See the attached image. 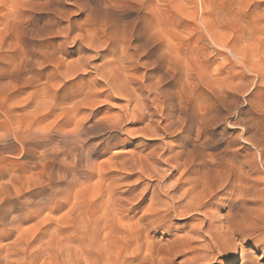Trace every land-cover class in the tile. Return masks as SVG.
I'll use <instances>...</instances> for the list:
<instances>
[{
	"label": "rangeland",
	"instance_id": "obj_1",
	"mask_svg": "<svg viewBox=\"0 0 264 264\" xmlns=\"http://www.w3.org/2000/svg\"><path fill=\"white\" fill-rule=\"evenodd\" d=\"M16 1L18 0H0V29L3 27L1 17L6 13L16 12L17 18L8 17L10 23L9 29L11 28L14 34H17L18 30L26 32L24 41L29 40V45L33 47L37 45L38 49L44 54L53 52L57 56L60 52L75 49L79 45V42H73L72 38L75 35L83 34L86 29L90 28L91 24H93V19H95L98 26H107L105 30H108V36L106 35L105 41L113 33V36L111 35L112 37L110 38H112V41L115 38L117 40L113 41V44L115 46L118 44L124 49L123 51H126L129 47L130 50L128 51L132 52V56H135L131 58V61H128L129 63H124V66L127 64L129 66H127L128 69L125 66L126 74L128 72L127 76L131 75L128 77L134 78L129 83L131 89H137L142 83L161 81V83L163 82L161 84L162 88L166 87L164 89L170 93L168 94L166 103L169 101V96H173V93L177 92L174 94L172 100L174 102L172 103L170 100L168 105L166 104L167 107L164 108V114H170L171 112L174 114L171 115L172 117L167 118L160 109L161 103H157L159 109L154 106L156 104L153 101L154 95L150 92L148 94L147 89L138 90L139 92L136 90L135 92L139 96H146L148 108L145 110L144 118L133 117L130 112L134 104L133 101L129 102L125 96L114 93H110V98L104 96L98 97L97 99L103 100V102L98 103V106L96 104L93 107H85L86 110L84 109L88 111L91 108L98 107L100 111L97 113L98 115L96 114L95 118L105 116L112 120L118 121L120 119V126L116 129L107 126H105L106 129L100 127L94 129L88 135H84V138H86L85 150L86 152H91H89L91 154L89 161L90 168H104L106 176L103 175V182L99 183L96 173L87 180L85 177L79 175L69 185L68 193L71 192V194L67 199L72 204L79 201L80 204H77V206L90 204L96 196L97 198H99V195L100 198L107 197L109 193L107 192L108 185L110 184L109 190L112 194L111 196H114L111 200H114L113 198L117 195L116 197L119 198V210L121 211L122 209V213L124 212L123 214L121 213L123 216L117 214L116 217L121 215L122 217L119 216L121 217L119 220L120 222L123 221L122 224L127 222V227H124L125 225L123 226L115 217L116 221L113 219L114 222L108 219L107 216L106 220H104L103 215L99 220L100 222L98 221L96 226H94L95 228L93 225L91 226L92 229L99 231L97 236L89 238L83 231V227H79L84 226L82 223L83 220H87L88 214L81 213L77 216L75 212L73 215L67 216L70 204L68 203L67 206V203H65V206L63 205V207L55 209L52 213L45 211L42 212L41 217L38 219L34 218L22 222L20 227L25 230V234H30L35 228L37 229L36 232H41L42 228L47 229L48 227V231H55L60 228L63 229L62 231L71 232L73 229H77L76 231L80 232L78 227L82 229L81 234L89 240L88 247L81 249L78 242L79 239H71L59 252L60 254L63 252L61 255L65 257V262H67L65 264H73L74 262L84 264L82 261L85 262V260L88 264H128L132 260L130 264H227L231 263L233 258L239 257V254L243 257H239V260L232 264H264V73H262L264 72V0H143L144 2L141 0H23V6L18 8H16ZM143 5L146 6L144 7ZM148 8L149 10H147ZM99 20L100 22L103 20L101 22L102 25L99 24ZM153 20L155 22H162L161 26L163 24V29L160 28L161 26L159 27L164 35L163 41L148 30ZM58 24L61 26H72V31L68 37L55 33V30H57L56 25ZM32 35L35 36L33 37ZM114 36L115 38L113 39ZM12 40L14 41V38ZM118 45L116 46L117 50L115 47V57L116 52L117 56L122 52ZM166 45L170 47L164 49L167 47ZM234 51L237 56H234ZM100 52L104 56V51ZM86 53L91 56L95 54V52ZM12 54L7 49L6 44L1 41L0 74H3L0 75V82H6L17 76V72L11 70L13 67ZM75 57L76 55L73 53L63 55L65 62L72 61ZM177 57L181 61L182 70H178L173 62ZM106 59L104 56L92 62L101 63ZM258 62L260 63L258 64ZM49 69L50 65L44 66V70ZM199 72L200 75L198 74ZM184 74H187V78ZM194 74L197 77L193 76ZM152 75L153 77H151ZM68 80L78 82L76 86H80L84 92L89 88H93L94 84L98 88L99 85L104 83L95 73L77 76ZM190 80H194V82ZM181 84H183L182 87L180 86ZM3 94L4 92L0 85V101L3 98ZM177 95H181L183 101L187 102L186 117L189 118L191 110L196 107L195 111L198 110L196 112L198 116H196L198 121L200 120V122L197 121V125L195 123L190 124L192 126L184 131H181L180 126H178L181 124L180 121L178 122V118L183 114L178 111L179 102L176 97ZM25 96L26 94L20 93L18 99ZM104 98H107V100ZM26 108L27 110L32 109V103L28 104ZM25 112L24 110H18L16 114L22 115ZM58 112L60 110H56L55 114L49 115V118L46 117L33 126V128H46L50 130L49 135H51L53 143L59 141V137L53 134L55 127H57L56 119L59 116ZM150 114L153 118L149 116ZM0 119L1 122L3 116ZM92 119L94 118L90 120L92 121ZM163 120L166 124L163 123ZM150 122L154 123L151 124ZM177 123L178 125L176 126ZM155 126H157L156 129ZM160 126H168L167 130L169 132L162 131ZM142 132L144 133L142 134ZM145 134L149 136H145ZM5 144H7V141L3 143V145ZM98 144L101 145L98 147ZM10 147L5 146L4 149L6 151L3 149L0 152L2 151V157L10 159L13 164L32 166L36 160H39L40 153L36 146H32V151L26 157L21 156V153L17 151L18 147L15 150V147ZM167 148H171L170 151ZM155 149L157 154L163 155L161 161L166 155L175 156L169 162L170 168L169 164H164L165 167L162 166L164 169L168 167L165 173L168 176L170 175V177H166L163 180L162 186H172V183L175 186V179L183 174L184 185H179L178 189L176 188V193L178 194L191 186L190 188H192L193 192L199 194L200 200L202 199L199 211L189 209L185 200H181L176 205L182 206L178 210L183 211V213L186 212V214L177 215L171 211H169L171 213H167V206L165 204L166 202L168 204L170 200L168 201L169 198L159 192L160 183H158V177L150 176L148 178L149 175L146 176V173L145 175H143L144 173L141 174V171L138 172L139 169L134 165L136 159L146 158L149 153H152L153 156L157 155ZM111 156L112 158L109 159ZM107 161L111 165L116 162V166L119 165V167L117 166L119 169H113ZM155 165V168H161L160 163ZM147 166L149 167V165ZM52 168L55 176L60 171L59 165L55 164ZM33 172V176L37 177L39 175V166L34 168ZM158 175L160 177V174ZM224 178H226V181ZM114 180H118L117 182L115 181L116 186L113 182ZM192 183L200 185L192 187ZM113 184L114 186H112ZM217 187H219L218 190ZM30 189H28V192ZM261 194L262 197H259ZM94 195L95 197H93ZM257 195L259 196L257 197ZM150 198H152V201ZM98 200L96 202L97 205L101 203ZM162 200H164V203ZM149 203L151 204L149 205ZM96 204L94 206L92 204V206L95 207ZM121 205L122 207H120ZM93 207L89 210L91 215L92 211H94ZM186 207L187 210L185 209ZM95 210H98V207ZM165 211L167 215H165ZM101 213H103L102 210L99 214ZM44 216H48L52 221H42L40 223L41 218ZM102 218H104V221ZM134 221L135 223L140 222L138 226L135 224L136 228H141V231L137 229L139 231L137 237L140 242L143 241L140 243V245L143 243L141 245L143 248L139 245L140 249H134L136 246H129V241L132 240L129 237V227L134 225L131 224ZM104 223V229L105 227L106 229L100 231ZM144 227L145 230L143 231ZM123 230L124 232L120 233ZM124 234L127 235H125L126 239L123 237ZM104 235L108 238L106 239ZM118 236L120 240H116ZM12 238L9 240H12ZM101 238H105V240ZM107 243H110L111 246H109L110 244L107 245ZM234 244L236 248L232 249ZM67 249L71 251L68 252ZM99 252L101 253L100 255ZM97 253L98 256L102 257H98ZM77 255L82 258L80 261H75ZM93 255H96V258L98 257V263ZM68 257L69 260H66ZM38 261L41 264L43 258ZM38 261L36 264H39Z\"/></svg>",
	"mask_w": 264,
	"mask_h": 264
},
{
	"label": "bare ground",
	"instance_id": "obj_2",
	"mask_svg": "<svg viewBox=\"0 0 264 264\" xmlns=\"http://www.w3.org/2000/svg\"><path fill=\"white\" fill-rule=\"evenodd\" d=\"M141 1H143V0H141ZM23 3H24L23 0L16 1V8L22 7ZM21 10L23 11V9H21ZM144 10H145V8H144ZM147 10H149V8ZM93 14H94V12H93ZM9 16L13 17V18H17V13L16 12H12V13H9V14L6 13V14L3 15V17H1V22H2L3 27H2V29H0V45H1V41H3L6 44L7 49L13 53L11 55L12 56V60H13L12 61L13 67L11 68V70L16 71L17 72V76H16V78L9 79L6 82H0L1 83L0 84L1 88H2V90L4 92L3 98L0 101V115L3 116V120L0 122V150H3L5 148V146H11L10 148H14L15 147L14 150L18 147L17 151L21 153V156L26 157L30 153V151H32V146H36V147H38L40 154H39V158H38L39 160L38 161L36 160V162L34 164H32V166H28V165L26 166L25 164H17V165L13 164V162L10 161V159H8V158H6L4 156L2 157V155H1L2 151L0 152V264H36L37 261L42 259V258H43V261H42L41 264H45V262H46V264H48V263L49 264H65V263H67V262H65V257H63L61 255L63 252L61 254L59 252L62 250L64 245L67 242H69L71 239L75 240L76 238H78L79 239L78 242H79V245H80L81 249H84L85 247H88L89 240H88V238L84 237L81 234V230L82 229H80L79 227H83V229H84L83 231L86 233V235L89 238H92V236L93 237L97 236L99 231L97 229H92L91 226L92 225H93V227L96 226V224L98 223V221L100 220V218L103 215H104L105 219L102 218V220L103 219L106 220V218L108 217V219H110V220H112V222H114V221H116L114 219V217L119 220V218H121L123 216L122 214L124 213V212L122 213V209H121V211L119 210V205H118L119 204L118 203L119 198L116 197L117 195L115 196V198H113L114 200H111V198L114 197V196H111L112 194H111V192L109 190L110 189V186H109L110 184L109 185L107 184L108 187H109L108 191H107V192H109L107 197H101L100 198V195H99V198H97V196H96V198L91 201L93 206H94L96 204L97 200L98 199L100 200L101 203H99V205L96 204L95 207L92 206L91 202H90L91 205L88 203L87 205L77 206V204H80L79 201H78V203L74 202L72 204V203H69V201L67 199L68 196L71 194V192L68 193L69 185L72 183V181L74 179L79 177V175L85 177V179L87 180V179L93 177L94 174L96 173L99 183L103 182V177H104L103 175H105L104 168L103 169H100V168H93L92 169V168H90V166H89L90 162L89 161H90V156H91L90 153L91 152L90 151L86 152V150H85L86 138H84V135H88V133H90L94 129H97V128H100V127L105 128V126H107L109 128H115L116 129L117 127L120 126V123H119L120 119L119 118H118L119 119L118 121L117 120H112L110 118L108 119L105 116H101V117H98V118L96 117L95 118L96 114L99 113L100 108L95 107V108L89 109L88 111H85L86 110L85 107H87V106L93 107L96 104L98 106V103L103 102V100H98L97 99L98 97L104 96V97L110 98L111 97L110 93H114L116 95L125 96L126 99H128L129 102L133 101L134 104H133L132 108L130 109L131 115L133 117L144 118V115L146 113L145 110L148 108L147 107L146 96H139L138 94L135 93L136 90L137 91L138 90L142 91L144 89H147L148 90V94H149V92L152 93V95H154V100L153 101L156 102V104L157 103H161V108L160 109H161L162 112L165 110L164 108L167 107L166 104L168 105L170 100L172 102V100L174 98V94L177 93V92L173 93V96H169V101H168V103H166V101L168 99V94H170V93L167 92L166 89H164L166 87L162 88L161 84L163 82L161 83V81H158V82L150 81L149 83H145V84L142 83V84L139 85V87L137 89H131L129 87V83L134 78L133 77H131V78L128 77V76H131V75L127 76L128 72L126 74L125 66H126V69H128L129 66H128V64L124 66V63H126L128 61H131L132 60L131 58L134 55L132 56V52L128 51V50H130L129 47L128 48L126 47L127 48L126 51H123L124 49H122L118 44H116V46L118 45L121 48L122 52L120 54H118V56H117V52H116V57H115L114 53H115V47L116 46L113 44V41L116 40L115 36L113 37V39L115 38V40L112 41V38H110V37L113 36L112 35L113 33L111 32L112 36L109 35L110 36L109 39H107L105 41L106 35H107V31H108V30H105V27H107V26L104 25V26H102L103 28L101 26H98V24L96 23L97 21H95V19H93V18H92L93 19V21H92L93 24L90 23L91 26H90L89 29H86L83 32V34L75 35L72 38L73 42H79V45L75 43L76 45H78V46H76L75 49L69 50V51H65V52H60V54H58L56 56V55L53 54V52H48V53L44 54L42 51H40V49H38L36 44H35L36 47H33V46L29 45L30 42L28 43L29 40L27 38L26 39L28 41H24V37L26 36V32L24 33L22 30H18L17 34L12 33V29L11 28L9 29V26H10L9 25L10 24L9 23V19H8ZM110 16H111V14H110ZM46 21H48V20H46ZM99 22H100V20H99ZM101 22H103V20H101ZM101 22L99 23L100 25H102ZM48 23L50 24L49 21H48ZM161 23L158 22V21L155 22V20H153V23H150V26H149L148 30L150 32H152V34H155L157 38H160V40L163 41V36L164 35L162 34V32L160 30V28H162L163 24L161 26ZM56 28H57V30H55V33L63 34L66 37H68L70 32L72 31V26H69V25L61 26V25L58 24V25H56ZM177 32H179V31H177ZM12 38H14V41L12 40ZM33 41H34V39H33ZM147 44H149V43H147ZM165 44H167V43H165ZM169 47L167 46L164 49L169 48ZM116 50H117V47H116ZM167 50H169V49H167ZM100 51H104V56L107 59L105 61H102L101 63H93L92 61H94L95 59H98L100 57H104L103 54ZM86 52H95V54L91 56L90 54H87ZM72 53L76 55L75 59L72 60V61H69V62H65V60L63 58V55H69V54H72ZM235 54L236 53L234 51V56H237V54L236 55ZM146 57H147V55H146ZM155 58H157V57H155ZM173 62L175 64V66L178 68V70H182L181 61L178 59V57L175 58L173 60ZM156 63H158V62H156ZM259 63L260 62H258V64ZM46 65H50V69L49 70H44V66H46ZM156 66H158V65H156ZM261 70H259V71H261ZM91 73H95L97 75V77L99 79H102L103 82H104L101 85L98 84L99 85L98 88H97V85L94 84L93 88H89V89H87V91L84 92L83 89L80 86L79 87L76 86L78 82L76 83L74 80H68V79L76 78L77 76H83V75H89V74L91 75ZM177 73H178V71H177ZM262 73H264V72H262ZM262 73H261V75H262ZM1 74H3V73H1ZM131 74H133V73H131ZM198 74L200 75V72ZM11 75H10V77H11ZM186 75H185V77H186ZM193 76H195V74ZM151 77H153V75ZM195 77H197V76H195ZM263 77H264V75H263ZM3 78H5V77L3 76ZM191 78H193V77L191 76ZM94 79H96V78H94ZM164 79H162V80H164ZM102 80H100V81H102ZM191 82H194V80L191 81ZM191 82H188V83H191ZM182 85L183 84H181L180 86L182 87ZM20 93H23L24 95L26 94V96L21 98V99H18V97L20 96ZM81 93H82V95H81ZM104 93H106V94L104 95ZM178 94H179V92H178ZM176 97H177V100L179 102L178 103L179 104L178 105V111H179V113L183 114L181 117L178 118V122L180 121L181 124L178 125V123H177L176 126L177 125L180 126V130L184 131V130L189 129L190 126H192L190 124H194V123L196 124L197 123V121H198L197 116L198 115L196 114V112L198 110L195 111L196 107L193 108L191 110L192 112L190 113V117L189 118L186 117L185 114H186V108H187L186 103L187 102L183 101L181 95L180 96L177 95ZM107 98L106 99L104 98V99L107 100ZM67 99H68V101H66ZM194 100H195V98H194ZM108 101H109V99H108ZM30 103H32V109L27 110L26 106L28 104H30ZM156 104L154 106H156L158 108V104L157 105ZM18 110L19 111L20 110H24V112L26 110V112L23 113L22 115H17L16 113H17ZM56 110L57 111L60 110V112H58L59 116L56 119L57 120V122H56L57 127H55V131H53V134L55 136L59 137V139H58L59 141L56 140L58 142L53 143L51 135H49V133H50L49 131L50 130H48L46 128H33V126L38 124L39 122H41L44 118L48 117L49 115L55 114ZM150 111H151V109H150ZM169 112H171V111H169ZM18 113H20V112H18ZM161 114H160V116H161ZM163 114H164V112H163ZM172 114L173 113L171 112L170 114L165 113L164 115L167 118V117H170ZM149 116H151V114ZM151 117L153 118V116H151ZM91 118H94V119H92V121H91L90 120ZM152 118H148V119H152ZM173 118H174V116H173ZM155 119H157V118H155ZM173 120H175V119H173ZM210 120H212V119H210ZM198 122H200V120ZM23 123H26V124H23ZM153 123L154 122H152L151 124H153ZM158 123H157V126H158ZM163 123H165L164 120H163ZM161 124H162V122H161ZM149 126L151 127V125H149ZM157 126H155V129L157 128ZM167 127L166 126H162V127L160 126V129H162V131H164V132L166 131V133H167V131L169 132V130H167L168 129ZM170 127H171V125H170ZM170 127H169V129H170ZM101 129H98V130H101ZM144 129H145V127H144ZM107 130H108V128H107ZM109 130H112V129H109ZM149 130H151V129H149ZM142 131H144V130L142 129ZM158 131L160 132V130H158ZM153 132H154V130H153ZM143 133L144 132H142V134ZM166 133H164V134H166ZM95 135H96V133H95ZM146 135L149 136L148 134H145V136ZM155 135H156V133H155ZM253 135H254V133H253ZM198 136H200V135H198ZM192 138H194V137H192ZM6 141H7V144L3 145V143H6ZM100 145L101 144H98L97 146L99 147ZM92 147H94V146H92ZM167 149H169V151H170L171 148H167ZM187 150H189V149H187ZM152 151H154V150H152ZM172 152H173V148H172ZM155 153L157 154L156 149H155ZM147 154H145V155H147ZM149 154L147 155L146 158L136 159L135 160L136 162L134 163V165H136L137 168L139 169V170L136 169V170H138V172L141 171V174L144 173L143 175H145V173H146V176L149 175L148 178H150V176H157L158 177L157 178L158 179V183H160V189H159L160 191L159 190L158 191L162 195H164L167 198H169L168 201L170 200L168 204L166 202L167 205L165 204V206H167V209H166L168 211L167 213L169 214L171 212H174L177 215H184V213L186 214V212L183 213V211L178 210L179 207L181 209L182 206L176 205L181 200H183V201L185 200L186 205H187V207L189 209H193V211H195V210L199 211V209L201 208V205H202V203H200V201L202 199L200 200L199 194H195L193 192L192 188H190L191 186L189 188H186V189L182 190V192H180L178 194L176 193V190L178 189V186L179 185L182 186L183 182H185L184 178H183V176H184L183 174L181 176L179 175V177L175 179V182H176L175 186H173V183H172V186H167V187L166 186H162L163 180L166 177H170V175L168 176V174L165 173L167 171L168 167L166 169H164V168H162V166H164V164L168 165L169 162L175 158V156L166 155V157L162 158V161H161V157H163L162 154L158 153L157 155H154L156 157H154L152 153L150 154L151 156ZM139 156L141 157V155H139ZM132 157H133V155H132ZM68 158H70V159H68ZM111 158H112V156L109 157V159H111ZM176 160H177V158H176ZM108 161H111V160H108ZM112 161H114V160L112 159ZM158 163L161 164V166L160 165L159 166L162 169L161 168L158 169V168L154 167V165L155 164L158 165ZM162 163H163V165H162ZM55 164H57V166L59 165V170L60 171H58L56 173V175L54 176L52 167L55 166ZM123 164H125V163H123ZM109 165H111V163H109ZM147 165H149V167ZM37 166H39V175L37 177H34L33 176V173H34L33 169L36 168ZM117 166L119 167V165H117ZM117 166H116V162L112 163V165H111V167H113V169L114 168L116 169ZM129 166H131V165H129ZM208 166H210V165H208ZM169 168H170V164H169ZM110 169H112V168H110ZM117 169H119V168H117ZM121 170H123V168H121ZM93 171H94V173H93ZM169 171H171V170H169ZM182 173H183V171H182ZM158 174H160V177H159ZM153 178H155V177H153ZM191 178H193V177H191ZM225 179L226 178H224V180ZM249 180H251V179H249ZM115 181L116 180H114L113 182H114V184L116 186ZM220 182L222 183V181H220ZM250 182H252V181H250ZM60 184H62V185H60ZM114 184L112 186H114ZM194 185L196 187V185L199 186L200 184L192 183V187H194ZM202 185H204V184H202ZM206 186H207V184H206ZM147 187H149V186L147 185ZM219 187H217V190H218ZM29 188H31V189L28 192ZM112 189H113V187H112ZM151 189H152V187H151ZM148 190H149V188H148ZM153 190H155V189H153ZM154 193H156V192H154ZM211 193H212V191H211ZM255 194H257V193H255ZM119 196L121 197V195H119ZM258 196L259 195H257V197ZM93 197H95V195ZM259 197H262V194ZM132 198H134V197H132ZM158 198H159V196H158ZM122 199H123V196H122ZM151 199L152 198H150V200ZM162 199H163V197H162ZM257 200H258V198H257ZM134 201H132V202L134 203ZM163 201L164 200H162V202ZM65 203H67L66 204L67 206H68V203L70 204L69 205V210L67 211V216L73 215L75 212L77 213V216H79L81 213H83V214L87 213L88 214L87 220H83V223L80 222V223L84 224V226H79V225H78L79 227L77 226L78 230L80 232L76 231L77 229H75V230L73 229L71 232H67V231H62L63 229H60V228L55 230V231H48L47 230L49 228L48 227L47 229L42 228L41 232H39V231L36 232L37 229L35 228V229H33L30 232V234L29 233L25 234V230L21 229L20 226H21L22 222L29 221V220L34 219V218L38 219V218L41 217L42 212H45V211H47L48 213H52L53 211H55V209H57V208L59 209V208L63 207V205L65 206ZM153 203H155V202H153ZM81 204H83V203H81ZM150 204L151 203H149V205ZM205 205H206V203H205ZM252 206H253V204H252ZM261 206L263 207V205H261ZM91 207L94 208V211H92V215H91V213L89 211L91 209ZM96 207H98V210H95ZM120 207H122V205ZM187 207L185 208L186 210H187ZM240 207H237V208H240ZM151 208H153V207H151ZM101 210H102L103 213L99 214V212ZM119 211H120V213H119ZM151 211H152V209H151ZM169 211H171V212H169ZM48 213H46V214H48ZM165 213H166V211H165ZM167 213L165 215H167ZM117 214H121L122 216L118 215V217H116ZM159 215H160V213H159ZM119 216H121V217H119ZM124 216H125V214H124ZM165 217H167V216H165ZM160 218H163V217H160ZM41 219L42 220L40 221V223L42 221L51 220V218H49L48 216H44ZM113 219H114V221H113ZM122 219H121V221H122ZM110 220H109V222H110ZM106 222L108 223V221H106ZM118 222H120V220ZM118 222H117V224L119 225L120 223L122 224L123 221L120 222V223H118ZM254 222L256 223V221H254ZM105 223L102 224L103 228L100 231L106 229V227L104 229ZM112 224H114V223H112ZM121 224L119 226H121ZM126 224H127V222L126 223L124 222L122 225L123 226L125 225L124 227H127L128 225H126ZM131 224H134V225L129 227V231H130L129 232L130 233L129 237L132 238V240L129 241V246H133V247L136 246V247H134V249L135 248L138 249L140 243L143 242V241L140 242L139 238L137 237L139 235V231H141L140 230L141 228H139V229H138V227L136 228L135 224L138 226V225H140V222L139 223H135V221H134V223L131 222ZM129 225H130V223H129ZM253 225H255V224H253ZM142 226H144V225H142ZM148 226H149V224H148ZM74 228H75V226H74ZM100 228H101V226H100ZM137 229L139 231H137ZM198 229H196V230H198ZM235 229H236V227H235ZM144 230H145V227H144L143 231ZM26 231H27V229H26ZM121 232H124V230L120 231V233ZM46 233H47V236H46ZM120 233H118V234H120ZM127 233H128V231H127ZM106 234H107V232H106ZM112 234H114V233H112ZM115 235H116V233H115ZM125 235L126 234H124V236H123L124 238H125ZM104 236H106V235H104ZM211 236H212V234H211ZM11 237H13L12 240H9ZM105 238L107 239L108 237L106 236ZM105 238L104 239L101 238V239L105 240ZM115 238H116V236H115ZM118 238H119V236H118ZM118 238L116 240H120V238L119 239ZM102 240H100V241L102 242ZM127 240H129V238H127ZM90 243H91V241H90ZM108 244H110V243H107V245ZM101 245H104V244H101ZM109 246H111V244ZM235 248H236V246L234 244L232 246V249H235ZM130 250L132 251V249H130ZM69 251H71V250H68V252ZM100 254L101 253L99 252V255ZM242 254H243V252H242ZM96 255L98 256V253ZM96 255H93V256L95 257ZM238 256L241 257L242 255L239 254ZM69 257L66 260H69ZM98 257H100V256H98ZM239 257L233 258L231 263H227V264H232V263L237 262L239 260ZM97 258L95 257V260H97ZM46 259H47V261H46ZM81 259L82 258L77 255L75 261H80ZM98 260L96 261L97 263H98ZM38 262L40 264V261H38ZM82 263L88 264L86 262V260H85V262L82 261ZM130 263H128V264H130ZM73 264H81V263L74 262Z\"/></svg>",
	"mask_w": 264,
	"mask_h": 264
}]
</instances>
